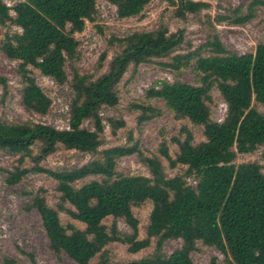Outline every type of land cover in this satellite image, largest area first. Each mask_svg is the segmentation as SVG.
<instances>
[{
	"label": "trees",
	"instance_id": "1",
	"mask_svg": "<svg viewBox=\"0 0 264 264\" xmlns=\"http://www.w3.org/2000/svg\"><path fill=\"white\" fill-rule=\"evenodd\" d=\"M98 0H23L9 7L0 0V25L11 23L19 30L7 31L0 48L9 59L18 62L22 82L20 101L25 110L44 115L51 99L36 83L33 69L58 84L68 83L72 89L66 128L25 121L8 123L0 116V149L19 155L6 182L13 186L28 172H43L55 180L59 193L58 208L81 222L63 224L59 209L51 207L43 189L25 191V208L35 210L41 220L48 246L63 253L76 264H195L192 252L198 246L216 248L226 264H264V172L256 161L235 163L237 154L252 153L264 146V43L253 51L239 54L228 50L212 29L206 39L185 53L176 50L184 40L183 30L170 32L161 24L150 31H136L115 37L120 50L109 61L107 70L93 78L81 74L72 64L78 41L86 21H93ZM115 6L118 18L139 15L151 0H105ZM175 15L186 17L207 8L202 0H176ZM264 0H251L246 12L241 7L229 9L213 19L241 25L254 17ZM13 11V15L10 14ZM167 58L159 62L172 71L189 67L195 84L181 80H163L146 90L147 98H159L177 119H187L202 126L204 140L194 142L187 127L171 137L177 146L172 157L163 141L160 155L170 168L184 167L182 173L166 174L158 156L139 147L130 133L125 144L100 149L104 130L100 109L119 101L117 84L130 65ZM71 67V79L67 67ZM4 88L3 98L7 94ZM212 89L226 104L221 121L211 118ZM140 110L137 120L143 122L158 115L149 104H135ZM89 120L92 129L82 126ZM112 129L124 125L122 119L108 120ZM39 145L38 154L33 146ZM58 146L88 152L93 158L80 166L59 169L43 168L39 161ZM136 153L150 176L125 175L116 170L117 160ZM33 160L30 168H22L25 158ZM88 179L81 185L77 182ZM194 177L193 187L187 181ZM151 202L146 236L139 237L138 219L133 206ZM112 218L107 225L103 220ZM122 219L131 229L118 228ZM156 238L152 253L127 262H111L105 247L118 242L136 253ZM167 239H180L181 245L166 255L162 244ZM210 264H217L213 258Z\"/></svg>",
	"mask_w": 264,
	"mask_h": 264
},
{
	"label": "rangeland",
	"instance_id": "2",
	"mask_svg": "<svg viewBox=\"0 0 264 264\" xmlns=\"http://www.w3.org/2000/svg\"><path fill=\"white\" fill-rule=\"evenodd\" d=\"M9 7L23 0H3ZM176 0H151L143 11L133 17L118 18L115 6L105 0L96 3V15L93 21H86L81 32L75 33L78 41L77 55L72 64L81 74H87L96 78L104 73L109 61L116 55L120 47L114 40L115 37H123L136 31H150L159 25H165L170 32L183 30L184 40L176 50L177 53H185L191 48L197 47L213 30L217 33L224 46L239 54L253 51L258 42L264 43V6L255 9L254 17L241 25H234L226 21L218 22L214 17L219 14H228L229 9L241 7L246 12L251 0H202L209 3L207 8L195 14H187L186 17L175 15ZM13 15V11L10 10ZM19 28L11 23L0 25V42L7 31L11 32ZM167 58L153 59L149 62L130 65L117 84L119 101L115 106H103L100 114L104 123L101 134L102 145L100 149L125 144L131 133L139 143V147L148 153L156 155L161 160L168 176L182 173L184 167L170 168L169 163L160 155L158 149L164 141L169 153L174 157L177 146L171 141L173 135L178 134L181 127H187L194 138V142L204 140L203 128L190 123L187 119H177L167 108L165 102L159 98H147L146 90L156 86L163 80H181L189 84H195V74L192 64L179 71L164 68L159 62ZM18 62L9 59L0 48V116L8 123L33 121L52 125L56 128H66L68 124L69 105L72 98V89L68 83L58 84L52 78L43 76L37 69H33L36 83L51 99L50 107L46 114L40 115L24 109L20 101L22 82L17 72ZM69 79H71V67H67ZM7 94L2 100L4 87ZM212 103L210 105L211 118L221 121L225 116L226 104L216 89H212ZM135 104H149L159 110V114L139 122L137 116L140 110L134 108ZM255 107L263 110L261 104L254 103ZM122 119L124 125L112 129L109 119ZM83 127L92 129L89 120H84ZM39 145L33 146V154H38ZM19 155L11 154L0 149V264H76L63 253H55L48 246V241L41 225V220L35 210H27L25 203L27 196L25 191H37L43 189L46 202L53 208H58L59 193L55 189L56 182L43 172H28L20 183L10 186L6 182L7 171H12L17 164ZM93 158L88 152L74 149H65L58 146L57 149L39 161L43 168L59 169L63 167L80 166ZM258 162L264 172V146L252 153L237 154L235 163ZM33 160L25 158L22 168L33 167ZM116 170L125 175L150 176L148 168L141 163L136 153L122 156L117 160ZM89 176L77 182L81 185ZM188 183L195 187L194 177L187 179ZM151 202L146 201L139 206H133L132 212L138 219L139 237L146 236ZM59 217L63 224L72 223L80 228L84 225L70 217L68 213L59 209ZM118 228L124 232H131L129 226L117 219ZM107 225L112 223V218L103 220ZM156 238L150 240L149 246L136 253L127 250L126 245L112 242L106 245V256L111 262H127L139 259L153 252ZM181 245L180 239H167L162 244V251L168 255ZM195 264H210L215 258L217 264H226V258L216 248L199 245L191 254ZM98 258L92 259V264H97Z\"/></svg>",
	"mask_w": 264,
	"mask_h": 264
}]
</instances>
